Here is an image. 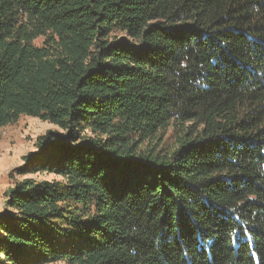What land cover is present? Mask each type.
<instances>
[{"label":"trees","instance_id":"16d2710c","mask_svg":"<svg viewBox=\"0 0 264 264\" xmlns=\"http://www.w3.org/2000/svg\"><path fill=\"white\" fill-rule=\"evenodd\" d=\"M21 116L0 264H264V0H0Z\"/></svg>","mask_w":264,"mask_h":264},{"label":"rangeland","instance_id":"374dc122","mask_svg":"<svg viewBox=\"0 0 264 264\" xmlns=\"http://www.w3.org/2000/svg\"><path fill=\"white\" fill-rule=\"evenodd\" d=\"M56 130L58 128L50 123L28 116H21L17 123L0 127V212L4 208L6 191L20 179L15 169L23 165V157L37 150L40 137ZM33 177L53 179L52 176Z\"/></svg>","mask_w":264,"mask_h":264}]
</instances>
